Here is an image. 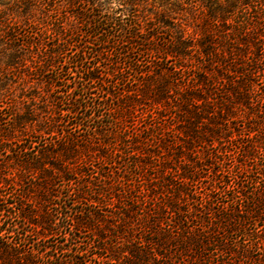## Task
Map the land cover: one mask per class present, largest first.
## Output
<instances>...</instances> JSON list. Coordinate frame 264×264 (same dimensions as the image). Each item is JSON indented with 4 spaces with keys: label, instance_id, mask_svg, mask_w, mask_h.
<instances>
[{
    "label": "trees",
    "instance_id": "trees-1",
    "mask_svg": "<svg viewBox=\"0 0 264 264\" xmlns=\"http://www.w3.org/2000/svg\"><path fill=\"white\" fill-rule=\"evenodd\" d=\"M134 1L0 0V264H264V0Z\"/></svg>",
    "mask_w": 264,
    "mask_h": 264
},
{
    "label": "rangeland",
    "instance_id": "rangeland-1",
    "mask_svg": "<svg viewBox=\"0 0 264 264\" xmlns=\"http://www.w3.org/2000/svg\"><path fill=\"white\" fill-rule=\"evenodd\" d=\"M113 1L114 3L118 4L119 0H110ZM131 6H125L126 11L130 9ZM133 7L134 10L136 12V15L138 17V20L140 21L141 25L143 26V30H145V28H147V25L150 26L148 24V22H152L155 23V21L158 19L160 12L162 9V7H158V4L153 2L152 0H135L133 3ZM61 16V21H63L64 23H67V19H62V15ZM157 22V21H156ZM83 31L86 32H92L94 29L90 28V26L86 25L83 27ZM91 42L87 44L88 48H86L87 51V56L90 58V56H92V54L99 50L101 48V40H97L95 38L92 39H88ZM127 50V49H125ZM139 50L135 49L132 52H130V54H126V56L123 57L122 62H126L127 65H131L134 67V59H138V60H146V58L143 55L139 54ZM133 62V63H132ZM138 63V62H137ZM140 63V62H139ZM145 62L141 61V66L144 65ZM137 69V68H136ZM20 91H17V93L19 94ZM145 108V107H144ZM142 109L141 106L136 107V110H134L133 115L137 116L135 122L137 123V125H139V127L141 126V131H144L145 128V118L147 117V114H149V111L147 109ZM236 135L235 132L232 134V138L230 139V143L229 146H233L234 143H242L241 140H237L235 139ZM209 174V173H208Z\"/></svg>",
    "mask_w": 264,
    "mask_h": 264
}]
</instances>
